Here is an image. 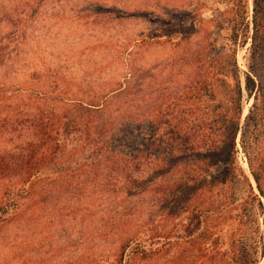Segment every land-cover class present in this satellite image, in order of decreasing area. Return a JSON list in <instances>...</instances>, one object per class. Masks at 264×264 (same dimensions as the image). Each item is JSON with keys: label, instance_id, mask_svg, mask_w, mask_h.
I'll use <instances>...</instances> for the list:
<instances>
[{"label": "rangeland", "instance_id": "obj_1", "mask_svg": "<svg viewBox=\"0 0 264 264\" xmlns=\"http://www.w3.org/2000/svg\"><path fill=\"white\" fill-rule=\"evenodd\" d=\"M252 8V0H0V153L29 139L30 120L43 116L48 103L57 110L65 104L108 101L103 115L93 113L92 118L111 124L108 134L122 118L137 117L143 131L154 118H187L189 112H181L172 97L204 74L191 67V55L205 53V40L214 37L215 52L222 42L228 49L232 24L241 16L248 24L247 41L236 55L243 80ZM191 21L195 30L189 37L182 29V35L168 40L167 26ZM257 49L264 63V46ZM243 95L242 117L252 103L244 90ZM171 102L177 104L174 110L166 105ZM203 113L201 105L191 112ZM94 141L101 145L98 138ZM90 146L79 152L67 144L59 173L50 172V165L42 178L25 183L23 173L0 176V204L8 198L17 201L0 228V264H118L120 247L132 235L151 250L145 261L136 255L134 264L156 263L157 232H169L153 212L158 193L152 187H162L163 178L144 193L113 190L124 181L120 163L114 172L104 162L82 173L75 170L78 162L92 158L96 146ZM245 163L239 150L235 170L249 175ZM193 172L196 167L181 164L167 180ZM223 174L221 162L211 166V176ZM131 175L143 176L139 171ZM148 216L153 230L143 225Z\"/></svg>", "mask_w": 264, "mask_h": 264}, {"label": "trees", "instance_id": "obj_2", "mask_svg": "<svg viewBox=\"0 0 264 264\" xmlns=\"http://www.w3.org/2000/svg\"><path fill=\"white\" fill-rule=\"evenodd\" d=\"M252 4L249 64L243 80L236 55L238 47L247 41L248 24L241 16L239 23L232 24L228 49L222 42L221 50L215 52L214 37L205 40V53L191 55V67L204 74L189 89L179 90L172 97L181 112H189L187 118H154L147 121V131L141 130L143 123L137 117L122 118L116 131L108 134L111 124L92 119L93 113L103 115L108 101L65 104L57 110L48 103L43 116L30 120L33 132L29 139L16 149L0 153V176L23 173L25 183L42 178L50 165V172L59 173L67 144H74L72 150L79 152L94 145L92 158L78 162L75 170L99 168L104 162L114 172L113 167L120 163L124 181L114 184L113 190L122 189L128 195L144 193L163 178L162 187H152L158 193L153 212L158 213L160 225H169L170 233L166 229L157 232L156 242L161 246L154 249L158 254L155 264H264V63L257 49L264 46V3L252 0ZM167 28V38L172 40L182 35V29L189 37L195 24L179 22ZM243 90L246 97H252V103L242 117ZM166 105L174 110L177 104ZM199 105L204 116L192 115ZM77 118L95 125L78 124ZM160 127L165 129L160 131ZM239 150L249 175L240 167L235 170ZM218 162L223 164L224 174L211 176L210 168ZM181 164L196 167L197 174L168 181L169 174ZM133 171L143 176L134 178ZM226 191L229 194L224 196ZM16 204L9 198L0 204V228ZM151 219L148 216L143 225L149 226ZM134 236L120 247L118 264H134L136 257L145 261L150 256L151 250Z\"/></svg>", "mask_w": 264, "mask_h": 264}, {"label": "bare ground", "instance_id": "obj_3", "mask_svg": "<svg viewBox=\"0 0 264 264\" xmlns=\"http://www.w3.org/2000/svg\"><path fill=\"white\" fill-rule=\"evenodd\" d=\"M246 164V163H245ZM242 166H245V165H242ZM245 168V167H244Z\"/></svg>", "mask_w": 264, "mask_h": 264}]
</instances>
